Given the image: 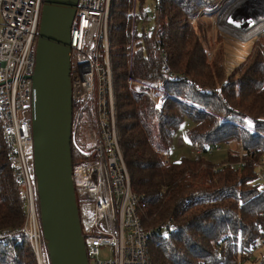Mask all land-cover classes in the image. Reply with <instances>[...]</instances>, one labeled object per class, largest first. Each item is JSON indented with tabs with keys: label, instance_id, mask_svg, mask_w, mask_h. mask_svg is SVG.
I'll list each match as a JSON object with an SVG mask.
<instances>
[{
	"label": "trees",
	"instance_id": "trees-1",
	"mask_svg": "<svg viewBox=\"0 0 264 264\" xmlns=\"http://www.w3.org/2000/svg\"><path fill=\"white\" fill-rule=\"evenodd\" d=\"M223 1L161 0L160 27L149 33L148 12L155 0H139L134 73L173 95L157 107L126 80L132 0H111L110 54L120 142L132 188L146 203L144 228L167 226L165 234L157 232L149 241L152 264H238V252L247 257L264 240V188L255 165L264 161V33L230 71L223 46L210 58L205 41L210 28L192 21L215 12ZM159 45L182 78L172 80L164 72ZM87 111L93 118L89 107ZM186 117L194 123L189 139L202 153L170 162L166 156ZM239 123H249L258 133ZM222 145L229 146L224 161L214 163L204 155ZM83 158L72 142L73 162ZM19 188L0 125V230L18 229L0 241V264H40L22 229L25 205ZM42 259L51 264L45 240ZM247 264H264V249Z\"/></svg>",
	"mask_w": 264,
	"mask_h": 264
},
{
	"label": "built area",
	"instance_id": "built-area-1",
	"mask_svg": "<svg viewBox=\"0 0 264 264\" xmlns=\"http://www.w3.org/2000/svg\"><path fill=\"white\" fill-rule=\"evenodd\" d=\"M44 3L45 0H0V125L14 176L20 185L19 196L25 205L22 229L30 236L40 263L44 237L35 171L32 75L36 68ZM110 4L111 0H79L71 29L74 113L87 115L89 107L94 125L91 147L88 151L82 149L84 158L81 161L73 162L71 176L77 202L81 198L79 216L89 264H152L149 241L157 232L165 234L167 226L144 228L141 214L146 203L132 188L121 146L110 54ZM160 4L161 0H155L154 6L149 7V33L160 27ZM129 15L131 39L127 84L132 90L147 95L157 107H162L173 97L172 93L164 90L160 83L139 78L134 73L139 0H132ZM196 20L194 18L192 22ZM159 55L164 72L172 80L183 77L172 69L168 52L161 45ZM239 126L252 134L258 133L249 123H239ZM260 134L264 137V132ZM196 148L199 154L202 153L199 147ZM215 150H221V146L210 148L209 153ZM239 164L244 166L245 162ZM255 165L264 188V161L255 162ZM17 231L1 229L0 241L7 240ZM159 245L157 242L156 246ZM263 247L264 240L258 242L247 257L238 252V264H247ZM102 252L106 256H101Z\"/></svg>",
	"mask_w": 264,
	"mask_h": 264
},
{
	"label": "water",
	"instance_id": "water-1",
	"mask_svg": "<svg viewBox=\"0 0 264 264\" xmlns=\"http://www.w3.org/2000/svg\"><path fill=\"white\" fill-rule=\"evenodd\" d=\"M78 1L45 0L32 75L38 207L51 264H89L71 176L74 118L71 29ZM245 7L253 19L258 14L264 16V0H243L233 10L241 14Z\"/></svg>",
	"mask_w": 264,
	"mask_h": 264
},
{
	"label": "rangeland",
	"instance_id": "rangeland-1",
	"mask_svg": "<svg viewBox=\"0 0 264 264\" xmlns=\"http://www.w3.org/2000/svg\"><path fill=\"white\" fill-rule=\"evenodd\" d=\"M242 2L243 0L223 1L215 12L204 14L200 19H197L198 22L206 24L208 28H210L208 39L205 40L210 58H213L218 49L223 46L229 71L251 52L257 37L264 33V30L259 33L253 32V28L255 27L253 25L256 24L257 26L260 23H264L258 19L261 18V20H263L264 16L257 13L259 15H257V20L253 19L255 17H252L249 13L250 10L246 7L244 10L242 9V15L240 13H235L233 9ZM225 3L227 4L224 5ZM252 20L255 21L252 23ZM219 37L221 41H219ZM193 126V121L186 117L176 133L170 152L166 156L168 161H177L183 156L196 157L199 155L197 148L191 143L188 136V131ZM93 128L92 119H90L88 115L79 116L74 113L72 142L81 155L82 149H84L83 151H88L91 147ZM228 150L229 146L222 145L221 150H215L213 153H205L204 155L212 162L220 163L227 157ZM80 200L81 198H78V202H80ZM262 249H264V247ZM258 252H260V250ZM258 252H256V254H258ZM101 256L106 255H103L102 252Z\"/></svg>",
	"mask_w": 264,
	"mask_h": 264
},
{
	"label": "bare ground",
	"instance_id": "bare-ground-1",
	"mask_svg": "<svg viewBox=\"0 0 264 264\" xmlns=\"http://www.w3.org/2000/svg\"><path fill=\"white\" fill-rule=\"evenodd\" d=\"M223 21V20H222ZM264 22V21H263ZM255 27L253 28L254 30H253V32L255 31V32H260V31H263L264 30V23H260V24H258L257 26L256 25H254ZM249 32V31H248ZM250 34V33H249ZM246 35V34H245Z\"/></svg>",
	"mask_w": 264,
	"mask_h": 264
}]
</instances>
